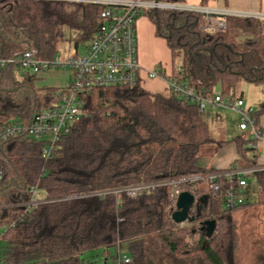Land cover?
Returning a JSON list of instances; mask_svg holds the SVG:
<instances>
[{
    "label": "trees",
    "instance_id": "16d2710c",
    "mask_svg": "<svg viewBox=\"0 0 264 264\" xmlns=\"http://www.w3.org/2000/svg\"><path fill=\"white\" fill-rule=\"evenodd\" d=\"M182 4V0H154ZM102 9L67 3L0 1V56L34 50L55 56L68 40L77 50L101 26ZM170 52L169 79L212 97H235L241 82L261 86L264 97V21L222 17L225 32L201 30L202 15L146 10ZM38 76L0 71V131L13 121H28L56 104L58 88H38ZM87 117L63 137L46 163L43 145L12 140L0 150V264H81L88 251L125 247L130 264H235L238 237L234 215L246 205L224 208L235 189L218 177L213 196L205 181L182 185L195 198L193 221L173 223L169 187H157L135 199L123 194L73 198L140 184L201 178L256 163L250 138L235 137L237 160L225 171L198 165L204 146L215 143L197 106L140 86L95 89L84 94ZM264 98L252 113L259 127ZM262 130V129H260ZM225 143V142H222ZM264 204V173L254 176ZM38 185L48 203L32 210L18 205ZM195 187V188H193ZM118 219L121 221L118 222ZM214 221L210 237L203 223ZM115 260V258H113Z\"/></svg>",
    "mask_w": 264,
    "mask_h": 264
},
{
    "label": "built area",
    "instance_id": "2783aa9c",
    "mask_svg": "<svg viewBox=\"0 0 264 264\" xmlns=\"http://www.w3.org/2000/svg\"><path fill=\"white\" fill-rule=\"evenodd\" d=\"M13 1V0H0ZM46 3H67L83 6H94L102 9L100 13L101 26L97 33L85 46L84 53L78 52L61 60L56 56L44 59L39 57L34 50L23 51L18 56H0V71H9L17 74L21 71L23 76H40L59 69L69 71L68 83L65 88H58V102L51 107L35 112L28 121H13L0 131V150L12 140H28L43 145L41 158L46 163L52 157L56 145L63 137L69 135L72 127L87 117L83 96L95 89H108L116 87L142 88V78L151 81H160L164 90L162 94L170 95L177 100L197 106L202 115L208 107L230 109L240 117L239 129L250 134L251 142L248 144L256 157L258 141L264 140V131L256 125L252 112L246 110L244 101L239 97L222 96L215 93L212 97H206L185 84L169 79L161 67L159 72L144 71L138 62L137 20L146 10H160L171 12H187L202 15L205 25L201 30L225 32L226 25L222 17L260 19V17L232 11H216L203 6H186L184 4L162 3L154 0H15ZM249 168H233L220 174H209L203 179L191 178L174 181H165L155 184H140L125 187L111 192L93 193L73 198H85L101 196L108 193L114 195L123 194L128 199H135L143 192L157 187H169L170 199L174 204L178 196L183 192L182 185L195 184L198 180L205 181V188L215 197L220 193V186L216 182L218 177H224L234 188L225 197L224 208L231 210L244 204L240 196V190L247 186L249 179L257 173H264V165L257 163ZM3 174L0 170V183ZM195 188V187H193ZM29 200L18 207L32 210L48 201L39 195L38 185L28 189ZM121 220L118 219V222ZM188 223L182 225L186 226ZM131 260L120 251H116L115 264H130Z\"/></svg>",
    "mask_w": 264,
    "mask_h": 264
},
{
    "label": "rangeland",
    "instance_id": "374dc122",
    "mask_svg": "<svg viewBox=\"0 0 264 264\" xmlns=\"http://www.w3.org/2000/svg\"><path fill=\"white\" fill-rule=\"evenodd\" d=\"M141 19L146 18L139 17L138 20ZM138 20L136 23L137 40L138 44H140L141 38L139 34ZM161 41V47L159 49L156 48L155 50V52L158 51V53H161L158 55V63L151 67L142 65L139 59L140 46L138 48V62L140 67L144 71L149 72H159V66H162V68L165 69V75L169 76L170 70L167 65L169 63L166 51L167 48L164 44L165 42L163 43V40ZM146 42L147 47L152 46L149 39H146ZM84 50L85 47L83 45H79L78 49L76 50L72 43H70L68 40H64L60 43L55 56L57 58H60L61 60H66L72 57L76 53V51L79 55H82L84 53ZM155 52L153 51V48H147V58H150V56L153 55ZM16 76L19 81H21L23 78L21 71L17 72ZM68 76L69 71L63 68L59 69L58 71L41 74L39 76V80H37L35 84L38 88H65L68 83ZM151 82V80H148L143 77L141 83L142 88L149 91H151V89L154 87L157 88L156 85H151ZM233 93L235 97H240L244 93L246 103L255 105V107L252 108V113L257 110L259 102H262L263 100V98L261 99V97L263 96L261 94L262 88L257 84L241 82L234 89ZM211 110L221 114L227 124L219 125V123H217L209 126L210 135L215 140V143L202 147L200 149L197 161L199 166H206L208 168L212 163L213 159L216 157V154L220 150H222L229 144L231 146L234 145L231 141L237 136V134H241L250 138V134L248 132H241L238 130V126L241 120L236 113H234L230 109L208 107L207 109H205L204 114L202 115L205 116V114L211 112ZM227 139L228 143H222L223 140ZM205 156L208 158H205ZM248 181V187L239 191V194L242 197L246 207L243 210L237 212L236 215H234L236 233L238 237V247L235 253V264H264V204H261L262 194L258 186L255 184L254 178H251ZM39 195H42L40 191ZM120 251L125 256H128L125 247L120 246ZM113 258H116V251H114L113 249H110L107 253L103 250L88 251L82 255L81 264H115V260Z\"/></svg>",
    "mask_w": 264,
    "mask_h": 264
},
{
    "label": "crops",
    "instance_id": "0c3cea01",
    "mask_svg": "<svg viewBox=\"0 0 264 264\" xmlns=\"http://www.w3.org/2000/svg\"><path fill=\"white\" fill-rule=\"evenodd\" d=\"M182 4L186 6H203L209 9H213L216 11H232V12H238V13H244L247 15H253L260 17L259 20L264 21V0H182ZM139 21V34H140V44H138V48L140 46V62L142 65L151 67L158 63L159 58L158 55L161 53H158V51L155 52L156 48L159 49L162 45L163 39H160L155 36V29L154 26L151 24V22L146 19H141ZM146 39L150 40V43L152 46L147 47ZM165 41L163 40V43ZM166 46V42L164 43ZM147 48H153V51L155 52L153 55L150 56V58H147ZM167 48V46H166ZM167 55L169 63L167 64L169 67V70H171V64H170V52L167 48ZM163 54V53H162ZM162 66H159L161 68ZM165 71V69H164ZM151 85H156L157 88H152L151 91L146 90L150 93H161L164 90V86L160 81H152ZM159 85V86H158ZM159 87V88H158ZM155 89V90H154ZM217 93H219L217 91ZM263 95V93H261ZM242 98L244 101V105L246 110L253 112L252 108L255 107V105L247 104L244 93L239 97ZM264 98L263 96L261 99ZM261 101V100H260ZM261 102H259L260 104ZM258 107V106H257ZM256 107V108H257ZM258 109V108H257ZM204 114V113H203ZM203 119L205 120L206 124L208 125V128L210 125H214L219 123V125H226L227 122L225 119H223V116L216 111L208 112L203 116ZM259 127L264 131V114L259 119ZM238 130L239 126H238ZM242 132V131H241ZM241 134H237V136H240ZM236 136V137H237ZM222 142L228 143L227 140H223ZM232 142V141H231ZM256 157H257V163L259 165H264V140L258 141L256 144ZM254 153V152H253ZM255 155V153H254ZM205 158H208L205 156ZM237 160L236 155V149L235 146H231L230 144L226 147H224L222 150H220L216 157L213 159L212 163L210 164L209 168L206 166H203L208 169L216 170V171H225L228 169L232 163ZM249 185V181L247 182V186ZM245 187V188H246Z\"/></svg>",
    "mask_w": 264,
    "mask_h": 264
},
{
    "label": "water",
    "instance_id": "95a60500",
    "mask_svg": "<svg viewBox=\"0 0 264 264\" xmlns=\"http://www.w3.org/2000/svg\"><path fill=\"white\" fill-rule=\"evenodd\" d=\"M195 206V198L188 192H182L175 203V211L171 216L174 224L181 225L190 223L193 218L190 217V210ZM215 229L214 221H206L203 223L202 230L205 231L206 237H210ZM105 264V263H104Z\"/></svg>",
    "mask_w": 264,
    "mask_h": 264
}]
</instances>
